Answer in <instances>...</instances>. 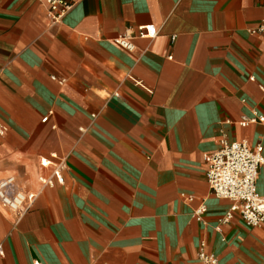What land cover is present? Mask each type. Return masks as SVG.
I'll list each match as a JSON object with an SVG mask.
<instances>
[{
    "label": "crops",
    "instance_id": "0c3cea01",
    "mask_svg": "<svg viewBox=\"0 0 264 264\" xmlns=\"http://www.w3.org/2000/svg\"><path fill=\"white\" fill-rule=\"evenodd\" d=\"M261 22L264 0H75L54 25L43 0H0V179L37 193L21 216L0 205V264H200L201 241L264 264L263 228L220 224L205 163L222 138L264 159V126L238 125L264 116ZM146 25L132 53L112 43Z\"/></svg>",
    "mask_w": 264,
    "mask_h": 264
},
{
    "label": "built area",
    "instance_id": "2783aa9c",
    "mask_svg": "<svg viewBox=\"0 0 264 264\" xmlns=\"http://www.w3.org/2000/svg\"><path fill=\"white\" fill-rule=\"evenodd\" d=\"M46 7V15L51 24L59 23L74 7L75 0H43ZM158 34L153 25L138 27L136 34L130 29L117 35L112 43L119 49L132 53L134 51L133 40L135 37L153 40ZM251 35L264 36V22L250 31ZM175 40L172 37L171 42ZM264 93V88H261ZM44 119L43 121H45ZM259 124L264 126V116L253 113L251 117H242L238 123L240 127ZM54 159L56 157H53ZM44 160V159H43ZM40 161L42 168L52 167L51 177L40 178L41 188L51 186L54 182H63V160L46 163ZM207 165L206 181L212 194L218 199L231 202L226 215L220 220V224L227 223L234 213L238 214L243 223L249 228L264 229V196L256 190V180L260 167H264L262 146L250 147L245 141H228L222 138L219 148L205 158ZM37 198V193H24L14 187L12 177L0 179V205L21 216L28 211ZM204 207H200L194 217L201 221ZM205 243L200 242L197 259L200 264H218L217 258L204 250ZM2 248L0 247V254Z\"/></svg>",
    "mask_w": 264,
    "mask_h": 264
},
{
    "label": "bare ground",
    "instance_id": "6f19581e",
    "mask_svg": "<svg viewBox=\"0 0 264 264\" xmlns=\"http://www.w3.org/2000/svg\"><path fill=\"white\" fill-rule=\"evenodd\" d=\"M44 163H46L45 161H43Z\"/></svg>",
    "mask_w": 264,
    "mask_h": 264
}]
</instances>
